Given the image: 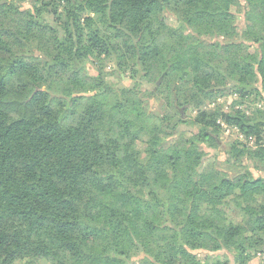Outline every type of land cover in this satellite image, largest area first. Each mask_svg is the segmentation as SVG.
<instances>
[{
    "label": "trees",
    "instance_id": "16d2710c",
    "mask_svg": "<svg viewBox=\"0 0 264 264\" xmlns=\"http://www.w3.org/2000/svg\"><path fill=\"white\" fill-rule=\"evenodd\" d=\"M263 171L264 0H0V264H261Z\"/></svg>",
    "mask_w": 264,
    "mask_h": 264
},
{
    "label": "rangeland",
    "instance_id": "374dc122",
    "mask_svg": "<svg viewBox=\"0 0 264 264\" xmlns=\"http://www.w3.org/2000/svg\"><path fill=\"white\" fill-rule=\"evenodd\" d=\"M29 7H30L29 5L25 6V8H29ZM45 17L47 19H52V17H50L48 15H46ZM105 62H106L105 64L108 65L107 66V70L108 71H113V68H114L113 63H111L110 60H106ZM88 69H89L90 74L96 75V73H97L96 68H94L93 66L89 65ZM115 83H118V85L120 87H131L133 85V82L130 79H127L125 77H123L120 80L119 75H117V74H116ZM232 102H233V100H232L231 97L230 98H224V99L218 100L215 104L211 105L210 109L211 110H215L217 108H226L227 109V108L230 107ZM152 108H153L152 111H153V114H154L155 117H158V116L162 115L163 111L161 109V105L160 104L155 105V106H153V104H152ZM181 112L183 113L184 111L181 110ZM186 115L191 117L188 112H186ZM184 129L185 130L186 129H190L191 131L197 132L196 128H190V127H182L181 130H179V131H182ZM229 133L228 134H224L222 136V139H223V141H224V143L226 145L228 144V142H234L236 137H237V135H235V133H233V132H231L230 134ZM225 148L226 147L224 146V147L221 148V150H217V151L208 149L207 150L208 157H207L206 161H211V162L215 161L217 166L221 170H227V166L223 163L224 160H225V155H224V152H223L225 150ZM255 176L264 178V171L261 172V173H255Z\"/></svg>",
    "mask_w": 264,
    "mask_h": 264
},
{
    "label": "built area",
    "instance_id": "2783aa9c",
    "mask_svg": "<svg viewBox=\"0 0 264 264\" xmlns=\"http://www.w3.org/2000/svg\"><path fill=\"white\" fill-rule=\"evenodd\" d=\"M234 131L236 132V129H233V128H226V130H225V133L224 134H228L229 132L231 133V132H233L234 133ZM229 133V134H230ZM236 134H237V132H236ZM235 134V135H236ZM238 137H240L241 139H242V136L238 133ZM261 264H264V261H263V263H261Z\"/></svg>",
    "mask_w": 264,
    "mask_h": 264
},
{
    "label": "crops",
    "instance_id": "0c3cea01",
    "mask_svg": "<svg viewBox=\"0 0 264 264\" xmlns=\"http://www.w3.org/2000/svg\"><path fill=\"white\" fill-rule=\"evenodd\" d=\"M259 263H260V261L259 260H256V261H254L253 264H259Z\"/></svg>",
    "mask_w": 264,
    "mask_h": 264
}]
</instances>
